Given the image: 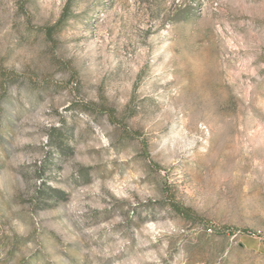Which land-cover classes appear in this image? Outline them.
<instances>
[{"label":"rangeland","instance_id":"374dc122","mask_svg":"<svg viewBox=\"0 0 264 264\" xmlns=\"http://www.w3.org/2000/svg\"><path fill=\"white\" fill-rule=\"evenodd\" d=\"M0 264H264V0H0Z\"/></svg>","mask_w":264,"mask_h":264},{"label":"trees","instance_id":"16d2710c","mask_svg":"<svg viewBox=\"0 0 264 264\" xmlns=\"http://www.w3.org/2000/svg\"><path fill=\"white\" fill-rule=\"evenodd\" d=\"M69 13V7H66V11L64 12V15L62 16L61 20L59 21V23L57 25H60L61 23H63L64 21L67 20V16ZM45 30V34L48 38H52L53 34H54V30H55V26L54 27H48ZM60 129L55 128L54 129V134L57 138H55V136H51L50 137V146L53 147V149L58 153V155H65V151L68 152V148L66 144V141L62 140L59 138L60 136ZM69 150H71L70 152L73 153L72 148H69ZM45 188H43V193L47 196V198L54 200V201H64L66 200V193L57 189H53L50 186L46 185L44 186ZM167 194V193H166ZM169 194V193H168ZM172 208L173 210L179 214L180 216H182L185 219H190L191 218V214H192V210L188 209V208H184L181 205L172 202Z\"/></svg>","mask_w":264,"mask_h":264}]
</instances>
